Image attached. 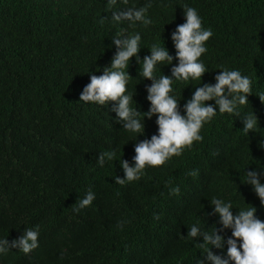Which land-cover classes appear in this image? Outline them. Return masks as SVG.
I'll return each mask as SVG.
<instances>
[{"label":"trees","instance_id":"16d2710c","mask_svg":"<svg viewBox=\"0 0 264 264\" xmlns=\"http://www.w3.org/2000/svg\"><path fill=\"white\" fill-rule=\"evenodd\" d=\"M148 4L151 24L112 18ZM185 5L213 33L200 58L206 68L201 80L172 76L179 63L172 33L186 22ZM136 34L141 61L154 44L173 57L171 65L158 64L154 76L174 79L170 95L182 115L196 88L214 85L221 71L249 77L252 92L247 105H238L239 117L217 108L201 129L202 141L121 185L115 182L125 175L120 162L135 166L136 144L158 135L157 117L145 120L143 135L130 132L112 102H83L80 95L91 75L111 67L113 38ZM141 71L133 57L126 94L133 97L132 108L147 113L152 81ZM261 96L264 0H0V240L11 243L27 229L39 233L33 257L9 249L0 253V264H210L202 239L187 233L193 225L209 233L223 227L213 198L231 203L233 215L253 206L264 221V204L246 177L256 171L264 184ZM254 113L259 123L246 133L242 118ZM108 151L116 156L101 166L98 156ZM89 190L92 205L74 211ZM220 234L226 241L232 231ZM212 251L226 258L227 244Z\"/></svg>","mask_w":264,"mask_h":264},{"label":"clouds","instance_id":"9594fccd","mask_svg":"<svg viewBox=\"0 0 264 264\" xmlns=\"http://www.w3.org/2000/svg\"><path fill=\"white\" fill-rule=\"evenodd\" d=\"M126 4L127 0H123ZM117 0H109L110 5H115ZM151 7L136 9L128 8L126 11L113 13V20L116 22L130 21L143 22L144 25L151 24V20L146 18V12ZM186 22L178 25L172 33V40L176 48V59L178 65L172 67V76L175 80L188 81L201 80L206 73V68L200 58L206 53L205 44L212 37L210 29L202 27V19L194 8L184 6ZM140 41L139 34L128 38H113L116 46V54L112 60L111 67L103 70V75H91L90 83L83 89L80 100L83 102H93L99 105L113 103L112 111L122 122L123 129L139 133L145 132V120L157 117L158 135H153L150 140L138 142L135 146V166H130L129 162L122 160L121 166L124 171V178L117 176L115 182L123 185L126 181L132 182L139 180L146 167H162L173 156L182 155L186 148H191L194 142L202 141L200 135L204 124L210 122L218 112L228 113L237 117L238 105L243 106L249 103L248 97L251 96L252 82L249 77L242 76L238 70H225L216 76L214 85L206 84L197 87L192 98L184 105L182 115L180 103L170 95L172 93V78L163 75L159 79L154 76V71L158 64L171 65L173 57L168 50L158 45H153L151 55L140 60ZM135 57L141 64L140 75L144 79L151 80L152 84L147 88V99L151 108L147 113H141L137 108H132L133 97L127 93V83L131 76L128 73L131 59ZM127 70V71H125ZM264 102V96L259 98ZM215 101V106L207 103ZM143 117V122H141ZM244 132H255L259 123L255 113L245 116ZM116 156L115 151L101 153L98 156V163L103 166L105 160H113ZM196 171L190 175L196 176ZM260 173L247 171V184H251L261 204H264V184L259 179ZM178 193L179 189H173ZM95 199L94 193L89 190L86 196L79 199L73 207L74 211L87 208L92 205ZM211 205L214 214H218L222 228L213 227L209 233L201 231L193 225L188 236L192 238L200 237V246L206 249L204 256L210 264H264V221L256 216V208L250 206L248 210L239 211L238 215H233L231 203H225L220 199L213 198ZM159 219V217H156ZM225 229H231L232 236L226 241L220 234ZM38 230L27 229L18 239L9 242L8 239L0 240V253H5L9 249H19L25 257H33V250L38 248ZM240 242V243H238ZM227 244V257H222L213 253L212 249H223ZM211 245V248L207 246ZM199 264H204L200 260Z\"/></svg>","mask_w":264,"mask_h":264}]
</instances>
